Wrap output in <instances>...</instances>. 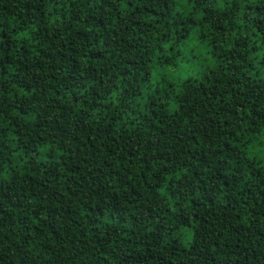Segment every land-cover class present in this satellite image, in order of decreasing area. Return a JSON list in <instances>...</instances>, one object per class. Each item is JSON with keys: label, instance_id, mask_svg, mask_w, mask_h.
I'll return each mask as SVG.
<instances>
[{"label": "trees", "instance_id": "1", "mask_svg": "<svg viewBox=\"0 0 264 264\" xmlns=\"http://www.w3.org/2000/svg\"><path fill=\"white\" fill-rule=\"evenodd\" d=\"M0 264H264V0H0Z\"/></svg>", "mask_w": 264, "mask_h": 264}]
</instances>
